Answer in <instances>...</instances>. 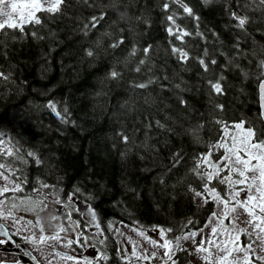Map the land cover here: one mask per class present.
<instances>
[{
  "label": "trees",
  "instance_id": "1",
  "mask_svg": "<svg viewBox=\"0 0 264 264\" xmlns=\"http://www.w3.org/2000/svg\"><path fill=\"white\" fill-rule=\"evenodd\" d=\"M235 11L247 20L242 28ZM36 16L39 24L0 32V137L11 152L2 156L22 174V186L39 182L52 196L85 205L105 233L106 264L127 263L109 221L162 227L169 240L202 227L215 203H198L192 189L209 184L225 196L226 185L202 179L208 169L197 168L201 158H221L223 150L211 147L225 125L243 122L254 140H264V3L63 0L59 11ZM177 29L188 35L178 39ZM142 83L147 87H136ZM173 261L187 264L188 249L163 264Z\"/></svg>",
  "mask_w": 264,
  "mask_h": 264
},
{
  "label": "snow or ice",
  "instance_id": "2",
  "mask_svg": "<svg viewBox=\"0 0 264 264\" xmlns=\"http://www.w3.org/2000/svg\"><path fill=\"white\" fill-rule=\"evenodd\" d=\"M207 2V0H206ZM63 3V0H25V2H14V0H0V32H2L5 28L11 29H19L23 31L25 23H35L39 24L40 18L36 16V12L38 11H48V12H57L59 11L60 4ZM261 3H264V0H261ZM184 8V12L189 15L192 14V10L185 5H181ZM167 4H165V8H167ZM233 18L238 20V27H243L247 20L246 18L238 17L236 13H233ZM104 19V15L91 17L89 23L84 25L85 30L91 28H95L100 20ZM168 19L175 24V20L172 16H169ZM180 34L177 36L178 39H182L184 35H188L187 32H183L182 30L177 29ZM168 32L170 35L174 34V30L172 27L168 28ZM123 43L122 40L114 42L111 47L117 48L120 44ZM145 53H147L148 49H144ZM135 50H133L134 54ZM173 52H179L180 57L182 59H187V54L182 52L179 49L173 48ZM88 56L94 55L93 51L89 50L87 52ZM215 63V61H212ZM141 64L144 63L143 60L140 61ZM202 65H204L205 70H207V65L203 60L200 61ZM260 67H264V59H261L259 62ZM139 67L136 68V71H140ZM110 75L115 78L119 74L116 71H112ZM0 76H3L0 73ZM7 77H5L6 79ZM151 83V81H149ZM211 83V82H210ZM136 87L146 88L147 84H139ZM179 87V85H177ZM211 87L217 92L220 93L222 91L219 83H212ZM262 99H264V83L260 85ZM54 112L56 111L55 106L53 104H49ZM66 111V109H65ZM159 124V121H157ZM236 129H243V122L237 123L234 125ZM225 131L227 132V125H225ZM255 132L252 128H248L243 132V135L239 138L237 142V138L235 136L231 137L232 144L227 147L228 155H225L221 162L212 163L210 166L214 169L213 172L202 174V179L206 176L207 181L210 183L214 178H218L221 184H227L229 186V194L227 196H221L218 192H216L215 187L209 188V184L204 185V192L192 189L194 195L196 197H201L204 199V202L207 203L208 199L205 196V192L210 193L213 199L217 200L218 203L223 205V210L221 213H213V217L220 219V216L223 215L224 219H227L230 214L238 213V210L242 209L243 212L236 215L231 223L235 225L236 220L239 219V215L246 213L250 219L247 221L249 225L253 227L254 230L259 229L260 232H264V228H261L260 225L264 224V216L258 215L259 213H264V140H255ZM123 139L127 142L128 137L124 136ZM216 147H225L223 143L216 145ZM11 155V152L7 153ZM29 155H33V153H29ZM211 153L203 156L200 160V163L197 164V168L201 166L205 161L209 160ZM234 157V159H233ZM255 161V163H253ZM37 163L40 161L37 159ZM0 168H5V165L0 164ZM223 170H227V174L221 176L220 173ZM251 173L252 175H249ZM0 177L4 180H8V177L4 175L3 172H0ZM237 185H243L244 187L237 188ZM42 187H47V185H42ZM14 191H20L19 185H17ZM9 191L7 187L0 189V195H3L5 192ZM38 191V190H37ZM241 191H246L248 193L247 197L243 200L238 199ZM71 197H69L70 199ZM255 201V203H253ZM56 204H60V200L55 201ZM47 207V205H45ZM59 211V209H57ZM7 218V217H5ZM54 220L57 219V216L52 217ZM93 219L95 216L93 214ZM253 221H259V223L253 224ZM222 222V221H221ZM60 231H64L63 228ZM170 231V230H169ZM217 231L216 228L212 229V232L215 234ZM241 232L245 231L244 229L240 230ZM142 235V233H141ZM165 235L164 230H161V237L163 238ZM196 236L195 232H192L186 236L176 237V247L179 248L180 240H188L193 239ZM3 237H8V233L0 230V244H8L10 242L9 239H3ZM46 239L57 240L58 235H54L51 237L41 236L40 240L44 241ZM258 239L260 237L258 236ZM73 241H69L71 244ZM211 243L210 241H208ZM154 246L162 247L166 249L164 255L168 258V260H172V256L174 252L171 249V241L165 240L163 244L157 245L156 241H151ZM205 241H202L201 244L197 245L195 248L196 253L205 252L207 249L203 247ZM185 250V249H181ZM264 250V249H262ZM221 251L225 252L224 256H220L217 260V264H221L222 261L228 259L231 255L227 249H221ZM237 252H245V256L243 257L242 264H252L251 256L248 255L249 252H252V246L247 245L246 247H237L235 249ZM0 253L4 255H8V253L4 249H0ZM255 254V253H253ZM135 255V253H133ZM155 256V253L152 254ZM102 259H107V257L102 256ZM147 258V257H145ZM256 258L258 260H264V257L257 255ZM71 259V257H69ZM207 259V257H204ZM0 264H7L6 261H0ZM175 264V261H173ZM211 264V261H209Z\"/></svg>",
  "mask_w": 264,
  "mask_h": 264
},
{
  "label": "flooded vegetation",
  "instance_id": "3",
  "mask_svg": "<svg viewBox=\"0 0 264 264\" xmlns=\"http://www.w3.org/2000/svg\"><path fill=\"white\" fill-rule=\"evenodd\" d=\"M2 155L0 153V164L8 166V170H0L4 169L9 179L0 177V189L7 187L9 191L0 195V230L8 233L3 239L10 237V242L0 244V249L8 253H0V261L7 264H70L69 257H78L94 264H106L107 259L101 258L107 257L105 233L91 214L86 216L82 209L85 205L75 203L69 197L58 199L45 192L39 182L27 190L22 186V174L16 172L15 164L8 163ZM17 185L21 190H12ZM56 200L61 203L56 204ZM53 216L58 218L54 220ZM61 228L64 231H60ZM54 235H58L57 240H40L41 236ZM69 241L73 242L69 244Z\"/></svg>",
  "mask_w": 264,
  "mask_h": 264
},
{
  "label": "rangeland",
  "instance_id": "4",
  "mask_svg": "<svg viewBox=\"0 0 264 264\" xmlns=\"http://www.w3.org/2000/svg\"><path fill=\"white\" fill-rule=\"evenodd\" d=\"M14 2H25V0H14ZM234 125L232 127L228 126L227 132L224 128L222 139L212 145L211 150L221 148L223 151L221 158H219L218 160H213L209 157V160L204 162V166L208 169L207 173L214 171L210 164L219 163L222 161L225 155H228L227 147L232 144L231 137L235 136L238 142L239 138L243 135V132L248 129L244 125L243 129H236ZM221 143H223L225 147H216V145ZM8 152H10L9 145L3 138L0 137V153L8 155ZM253 163H255V161H253ZM5 169L8 170V166H5ZM0 171L5 172V176H9L4 169H1ZM222 172H224V175L227 174V170H223L220 173L221 176H224L222 175ZM249 175L252 174L249 173ZM225 185V196H227L230 189L227 184ZM236 187L240 188L244 186L237 185ZM209 188L212 187L209 185ZM247 195L248 193L246 191H241L238 199L243 200L247 197ZM205 196H207V198L210 197L213 199L210 193L205 192ZM213 200L215 203L214 211L209 215L205 224L198 229L190 230L179 235L186 236L191 234L192 232L196 233L194 240L188 239L179 241L180 247H185L188 249L189 262L187 264H209V261H211V264H217L218 258L225 255V252L221 251V249H227V251L231 253L228 259L222 261L221 264H242L245 252H237L235 251V249L237 247H246L247 245L252 246V252L248 253V255L251 256L252 264H258L256 262V256L259 255L264 257V250H262L264 249V232H260L259 229L254 230L253 227L247 223L250 217L246 213L239 215V219L236 220L235 225L231 223L232 219L236 215L243 212L242 209L238 210V213L236 214H230L227 219H224L223 215L220 216V219L213 217V213H221L223 210V205L218 203L217 200ZM196 201L198 203H203L204 199L201 197H196ZM253 203H255V201ZM77 205L79 206V204ZM82 209L85 212L86 216L90 217L89 209L86 207ZM257 214L264 216V213H259L258 210ZM256 223H259V221H253V224ZM260 227L264 228V224H261ZM108 228L114 231L120 255L127 261L126 264H163L165 261L171 262L172 260H168V258L164 255L166 249L154 246L151 241H156L157 245L163 244L165 240L171 241V249L174 253L180 248L176 247V239L169 240L166 235H164L163 238L161 237V230H164V228L162 227L141 230L124 222L110 221ZM213 228L217 229L215 234L212 232ZM241 229H244L245 231L241 232ZM242 233H245L246 236L243 237ZM258 236L260 237V239H258ZM243 238L246 239V241ZM202 241H205L203 247L207 249V251L196 253L195 248L197 245L201 244ZM208 241H210L211 243H209ZM133 253H135V255H133ZM153 253H155V256L152 255ZM204 257H207V259H204ZM70 264H94V262L74 257L70 259Z\"/></svg>",
  "mask_w": 264,
  "mask_h": 264
},
{
  "label": "water",
  "instance_id": "5",
  "mask_svg": "<svg viewBox=\"0 0 264 264\" xmlns=\"http://www.w3.org/2000/svg\"><path fill=\"white\" fill-rule=\"evenodd\" d=\"M235 13L240 16V13H238V11H235ZM261 83H264V77L259 81V84H258V101H259V107H260V114L264 122V99H262V93H261V88H260Z\"/></svg>",
  "mask_w": 264,
  "mask_h": 264
}]
</instances>
